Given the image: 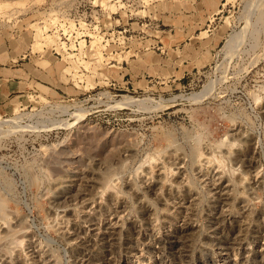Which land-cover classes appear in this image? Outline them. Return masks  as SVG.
<instances>
[{"label": "rangeland", "instance_id": "rangeland-1", "mask_svg": "<svg viewBox=\"0 0 264 264\" xmlns=\"http://www.w3.org/2000/svg\"><path fill=\"white\" fill-rule=\"evenodd\" d=\"M0 6V179L12 190L6 207L60 249L62 264L72 258L43 189L55 175L82 173L127 145L137 154L124 171L139 170L157 157L154 145L168 132L183 143L199 141L201 150L212 147L222 169L254 185L255 205L264 206V18L256 21L264 0H0ZM38 26L56 44L40 38ZM236 34L240 39L226 47ZM93 36L108 60L94 55ZM242 125L256 136L252 172L219 149ZM29 173L42 180L32 182Z\"/></svg>", "mask_w": 264, "mask_h": 264}, {"label": "bare ground", "instance_id": "bare-ground-1", "mask_svg": "<svg viewBox=\"0 0 264 264\" xmlns=\"http://www.w3.org/2000/svg\"><path fill=\"white\" fill-rule=\"evenodd\" d=\"M263 18L264 7L259 10L256 21ZM236 35L227 40L226 47L240 39ZM38 36L52 43L56 40L42 27L38 29ZM91 48L99 60L110 58H104L97 36L92 37ZM261 108L264 114V101ZM173 133L164 134V143L161 140V146L154 145L158 148V154H154L157 157L149 163L145 161L141 167L140 160L141 169L134 172L124 171L126 162L137 154L135 146L127 145L117 157L107 162L96 160L87 169L84 167L82 173L54 174L56 178L43 191L47 190L44 194H48V203L56 208L51 214L61 220L59 242L71 255L73 264H264V206L255 205V197L257 200L259 196L254 194L257 189L254 191V185L244 184L241 179L236 181L224 171L212 147L201 150L199 141L192 143L190 139L191 142L183 143ZM255 137L242 125L232 131L230 139L226 137L227 141L219 149L231 158L234 155L232 162L240 165L237 168L242 166L243 172L251 171L257 164ZM98 140L101 139L98 137ZM28 175L32 182L41 178L37 179L35 173ZM10 190L7 179L1 178L0 264H62L63 259L57 253L60 249L57 251L49 241H43L23 213L6 207ZM201 217L204 221H200Z\"/></svg>", "mask_w": 264, "mask_h": 264}]
</instances>
